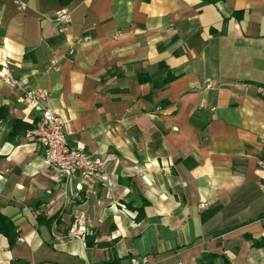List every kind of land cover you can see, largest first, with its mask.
Wrapping results in <instances>:
<instances>
[{
  "label": "crops",
  "instance_id": "1",
  "mask_svg": "<svg viewBox=\"0 0 264 264\" xmlns=\"http://www.w3.org/2000/svg\"><path fill=\"white\" fill-rule=\"evenodd\" d=\"M5 74L50 91L69 144L114 155L106 180H55L36 141L8 138L40 113ZM261 86L264 0H0V212L19 231L0 264H264Z\"/></svg>",
  "mask_w": 264,
  "mask_h": 264
},
{
  "label": "built area",
  "instance_id": "2",
  "mask_svg": "<svg viewBox=\"0 0 264 264\" xmlns=\"http://www.w3.org/2000/svg\"><path fill=\"white\" fill-rule=\"evenodd\" d=\"M55 27L60 34H67L70 31L69 13L59 10L54 17ZM70 48L68 53H73ZM58 61L50 60L48 67L56 68ZM4 79L12 83L22 91V98L30 109L38 110L39 119L30 128L26 129L25 137L36 141L43 150L44 163L55 180H68L74 176L81 175L84 179L106 180L105 169L108 162L114 159V155L108 153L99 157L86 151L79 145L68 143L64 132L63 118L47 105L50 91L47 89H31L22 78L5 74ZM207 82L204 88H210ZM259 94L264 96V87H258ZM264 169V160L259 162ZM204 205V204H202ZM56 222V221H55ZM54 222V223H55ZM69 235L84 239L86 235V224L81 219H76L69 227ZM131 264H141L132 260Z\"/></svg>",
  "mask_w": 264,
  "mask_h": 264
},
{
  "label": "trees",
  "instance_id": "3",
  "mask_svg": "<svg viewBox=\"0 0 264 264\" xmlns=\"http://www.w3.org/2000/svg\"><path fill=\"white\" fill-rule=\"evenodd\" d=\"M209 2H214V0H206ZM179 74L173 73L170 69L166 68L165 73L158 78H154L151 74L148 72H139L137 74V79L140 83H148L151 88H158L163 86L164 84H167L178 77ZM4 115L3 108L0 107V118ZM31 125L20 121V120H14L13 121V129L8 134V138H12L16 134H18L20 131L25 132L26 129L30 128ZM146 202L144 201L142 206L140 207H131L137 211V220H141L144 216L143 212V205H145ZM0 234L4 235L9 243L10 247H13L16 243L17 237L19 236V231L17 230V225L7 216L2 214L0 212ZM85 241L86 244L89 246L93 245V241L90 239L89 236L85 235ZM253 246L255 247H262L264 249V237H261L259 239H252ZM217 257L222 258V264H231L230 261L222 254L214 253L212 254L211 258L209 260H206L202 264H215V259ZM104 264H120V259L114 258L112 260H108Z\"/></svg>",
  "mask_w": 264,
  "mask_h": 264
}]
</instances>
